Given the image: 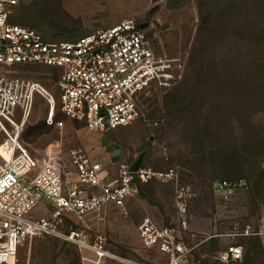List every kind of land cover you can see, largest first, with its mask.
<instances>
[{
	"label": "rangeland",
	"instance_id": "obj_1",
	"mask_svg": "<svg viewBox=\"0 0 264 264\" xmlns=\"http://www.w3.org/2000/svg\"><path fill=\"white\" fill-rule=\"evenodd\" d=\"M129 18L143 27L157 54L178 57L182 67L169 89L148 97L150 108L136 122L119 127L117 135L103 133H110L121 145L120 164H131L142 155L141 166L153 171L174 168L178 175L176 180L135 176L133 217L125 218L112 205L114 209L101 210L98 216L111 213L116 218L92 216L95 219L87 231L106 235L116 252L125 253V242L139 238L138 225L144 214L163 225L173 220L177 181L192 187L189 216L210 221L218 209L225 211L218 196L219 206L214 207L212 185L218 179L245 183L236 192L238 214L253 227L254 220L264 216V33L249 34L256 25L264 26V10L247 15L240 0H20L11 15L12 22L32 26L52 42ZM0 73L29 78L54 98L50 103L36 96L21 135V143L40 164L56 149L69 165L70 152L83 148L82 139L95 144L93 132L82 124L66 121L61 128L55 126V121L64 118L59 110L57 68L0 64ZM6 147V136L0 130V164L7 158ZM100 157L106 161L109 176L115 175L120 165L105 159L106 154ZM230 205H237L234 198ZM50 210L43 201L30 215L36 218ZM124 227L131 231L125 233ZM263 240L262 235L240 237L243 258L229 264H264ZM205 252L197 251L202 263L227 264L213 257L201 258ZM78 254L73 245L41 233L18 247L17 264H77Z\"/></svg>",
	"mask_w": 264,
	"mask_h": 264
},
{
	"label": "built area",
	"instance_id": "obj_2",
	"mask_svg": "<svg viewBox=\"0 0 264 264\" xmlns=\"http://www.w3.org/2000/svg\"><path fill=\"white\" fill-rule=\"evenodd\" d=\"M19 2L0 0V64H38L60 71L59 110L64 118L54 122L58 128L66 121L100 133L129 126L148 110V97L153 92L169 89L178 79L180 59L157 54L134 19L52 42L35 28L11 21ZM37 95L54 103L53 96L39 83L0 73V130L7 139V158L0 164V264H17L18 247L41 233L89 249L99 257H111L105 246L106 236L87 231L91 217L110 205L127 216L126 200L134 192L135 176L176 180L177 171H153L143 166L132 171L129 164L122 163L118 172L109 176L105 160L95 159L81 148L70 152L69 165L62 162L56 149H51L40 164L21 143L24 124ZM49 121L53 123V118ZM244 184L242 180H216L213 189L225 208L230 209L237 190ZM192 196V188L177 181L175 207L184 225ZM43 201L52 206L51 210L33 218L31 212ZM138 231L145 246L158 245L170 255L169 264H181L189 251L178 240L177 228L159 226L149 216L142 219ZM254 233L257 232L235 223L228 234ZM243 252L241 245H231L216 259L236 263L242 260Z\"/></svg>",
	"mask_w": 264,
	"mask_h": 264
},
{
	"label": "crops",
	"instance_id": "obj_3",
	"mask_svg": "<svg viewBox=\"0 0 264 264\" xmlns=\"http://www.w3.org/2000/svg\"><path fill=\"white\" fill-rule=\"evenodd\" d=\"M70 123L81 124V123H73V122ZM118 129L119 128L109 129L107 131H112L110 132L111 135L112 134L117 135V133H119ZM90 131L93 132L91 133V135L93 136L92 138L94 139L95 144L91 145L87 142V140L82 139L83 142L82 149H84L85 152L90 154L95 159H102L100 156L101 155L104 156L106 154L105 159H107L111 163H114L115 166L120 165V163L123 161L122 160L123 149L121 145L116 142L115 138L109 137L110 133L105 134L107 131L102 134L97 131H93V130ZM104 149H106L105 154H103ZM213 194L215 201L214 207L215 205L218 207L219 205L217 204L215 199L216 196L214 193V189H213ZM133 195L134 194L132 193L126 200L128 215L125 216V218L133 217L134 215L132 208ZM191 200L192 198L188 202V213L185 218V225L181 223V219L178 216L177 210H176V214L173 216V220L166 225L157 223L149 214H144L140 220L141 222L144 217L149 216L159 226L177 228L178 240L189 248L187 254H185V256L182 258L181 264H205L201 262V260L199 259V255L197 256V251H199L200 249L207 250V252H205L201 256V258L205 259L207 257L208 258L213 257L216 260V255L220 251L226 250L231 245H241L243 247L242 243L238 242V239L243 235L232 236L228 234L232 230L235 223L240 224V226L243 228H248L251 231L253 230V232H257L254 233L255 235H262L264 237V216L261 219L257 218L256 220H254V226L252 227L249 220L248 219L245 220L244 215L238 214L241 212L240 210L241 208L239 206V202H238L239 200L237 198L234 199L236 200L237 205L232 206L230 209L225 208V211H221L218 209L216 212H214L212 216H209L210 221L209 219L200 221L198 219L193 218L192 217L193 215L189 216ZM44 203H46L47 206L50 205L45 201ZM174 203H175V197H174ZM108 207L114 209V207L116 206L112 207V205H110L101 208L98 212H96L97 218L99 219L116 218V215L111 213L110 214L103 213L102 215H100L101 217L98 216V213L101 210L107 209ZM92 219L91 220L94 221L95 218L93 217ZM91 224H93V222H91ZM124 229L126 230L125 233L127 234L129 231H131L129 230L131 229L130 227H124ZM123 239L126 241L127 237L123 235ZM67 243L73 245L79 253L77 264H169L171 259L170 255L167 252L160 250L158 245H154L150 247L145 246L140 238V235L139 238L136 237V241L133 240L132 238L131 242L130 241L125 242L126 245H128V247L124 248L125 253L116 252L114 250L113 243L111 242V238L108 239V237L106 236L105 246L113 255L111 257L108 256L99 257L97 254H95L93 251L89 249H85V248L80 249L71 242H67ZM262 246H264V240L262 242ZM137 258L139 259L137 260Z\"/></svg>",
	"mask_w": 264,
	"mask_h": 264
},
{
	"label": "trees",
	"instance_id": "obj_4",
	"mask_svg": "<svg viewBox=\"0 0 264 264\" xmlns=\"http://www.w3.org/2000/svg\"><path fill=\"white\" fill-rule=\"evenodd\" d=\"M240 3L242 4V7L245 9V12L247 13V15L251 12V11H254L255 10V13L256 14H260V12L262 11V9L264 10V0H240ZM251 3H254V4H251ZM257 4V5H256ZM256 5V6H255ZM249 6H253L255 7V9H249ZM25 25V24H24ZM32 27V26H30ZM34 28V27H33ZM37 30V29H36ZM257 34H261V33H264V26H260V25H256L253 29H251V32L249 35H256ZM71 39V38H70ZM149 102V108H150V101L148 100ZM259 169V168H258ZM257 169V170H258ZM218 180H225V179H218ZM229 182H236V181H239V180H227ZM185 184V183H184ZM189 185V184H187ZM190 186V185H189ZM191 187V186H190ZM192 188V187H191ZM212 190H213V185H212ZM237 198V195L235 194L234 196V199ZM251 236H257L255 234H251ZM64 242L67 243V241L63 240ZM243 245V244H242ZM244 247V245H243ZM244 251V250H243ZM244 253V252H243ZM241 261V260H240ZM239 262V261H238Z\"/></svg>",
	"mask_w": 264,
	"mask_h": 264
},
{
	"label": "water",
	"instance_id": "obj_5",
	"mask_svg": "<svg viewBox=\"0 0 264 264\" xmlns=\"http://www.w3.org/2000/svg\"><path fill=\"white\" fill-rule=\"evenodd\" d=\"M141 159L142 155H140L139 158L130 165V169L132 171H136L141 166Z\"/></svg>",
	"mask_w": 264,
	"mask_h": 264
}]
</instances>
